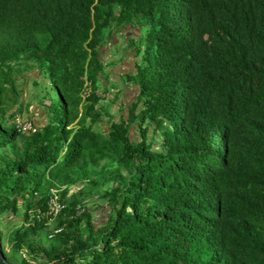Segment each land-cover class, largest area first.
<instances>
[{"label": "trees", "instance_id": "1", "mask_svg": "<svg viewBox=\"0 0 264 264\" xmlns=\"http://www.w3.org/2000/svg\"><path fill=\"white\" fill-rule=\"evenodd\" d=\"M128 25L139 92L106 129L100 48ZM24 67L51 98L29 133ZM23 203L25 264H264V0H0V224Z\"/></svg>", "mask_w": 264, "mask_h": 264}, {"label": "rangeland", "instance_id": "2", "mask_svg": "<svg viewBox=\"0 0 264 264\" xmlns=\"http://www.w3.org/2000/svg\"><path fill=\"white\" fill-rule=\"evenodd\" d=\"M107 32L108 35L100 48V58L105 64V69L101 73L98 90L100 96L103 97L101 100V126L106 129L113 120H119L122 116L127 117L129 106L137 98L139 86L135 80H131L128 76L136 73V65L140 61V58L136 56L134 48L129 46V38L131 36H138L137 27L128 25L118 28L114 26ZM23 73L25 75L18 76L16 80L20 98L16 105L12 104V108L17 111L16 120L19 118L21 121L32 122L36 127H39L47 122L48 106L51 98L45 96L47 93L46 86L35 84L34 80L39 76L36 68L24 67ZM89 90V86L86 87L83 92L84 96H87ZM94 127L99 128L100 126L95 124ZM131 135L132 137L140 135L135 126L132 128ZM110 184L112 185L113 181ZM83 187L87 206L96 211L95 219L99 223L102 222L108 211L104 195L105 189H100L94 194L89 191L88 186L78 183L72 186L71 191L80 190ZM25 211L26 206L23 203L17 213L2 220L0 224L1 246L7 251L10 259L17 261L15 264H21L22 257H29L28 252L24 248L21 251V256H14L7 237L11 231L22 229L27 223L31 222V220L27 221L25 219ZM30 213L33 212L30 211ZM53 218L41 230V234L44 235L49 229L55 227L56 219L53 220Z\"/></svg>", "mask_w": 264, "mask_h": 264}, {"label": "built area", "instance_id": "3", "mask_svg": "<svg viewBox=\"0 0 264 264\" xmlns=\"http://www.w3.org/2000/svg\"><path fill=\"white\" fill-rule=\"evenodd\" d=\"M16 122H17V127H19V129L23 132L35 131L37 129V127L32 122L21 121L19 118H17ZM63 207L64 204L61 203L57 199V197H54L50 202V210L48 214L56 216Z\"/></svg>", "mask_w": 264, "mask_h": 264}, {"label": "water", "instance_id": "4", "mask_svg": "<svg viewBox=\"0 0 264 264\" xmlns=\"http://www.w3.org/2000/svg\"><path fill=\"white\" fill-rule=\"evenodd\" d=\"M9 264H11V263H9ZM21 264H25V263H21Z\"/></svg>", "mask_w": 264, "mask_h": 264}]
</instances>
